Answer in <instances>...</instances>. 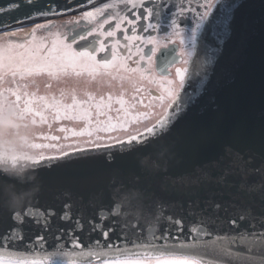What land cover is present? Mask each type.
Masks as SVG:
<instances>
[{
	"label": "snow or ice",
	"instance_id": "obj_1",
	"mask_svg": "<svg viewBox=\"0 0 264 264\" xmlns=\"http://www.w3.org/2000/svg\"><path fill=\"white\" fill-rule=\"evenodd\" d=\"M22 2L30 6L37 0ZM241 3L242 0H111L96 6V0H77L76 3L67 0L63 10L55 4L37 8L29 15L18 18L15 23L65 13L74 12L77 15L62 25L63 31L53 32L56 25L51 20L35 23L27 38L22 40L11 38L23 29L2 31V36L8 39L0 44V80L11 76L15 87L0 89V112L3 111L6 93L14 101L19 118H30L33 124L39 122L51 129L53 123L58 124L61 120H82L86 126L80 131L65 127H58L56 131L66 134L63 137L65 141L69 139L67 134L72 137H94L86 143L96 149L107 150L108 162L111 163L114 150L130 152L134 148L147 146L149 140L171 131L194 100L193 93L186 91L190 81L194 77L199 78L195 95H199V89L208 83L212 74L210 68L231 36L233 14ZM21 6V2L14 0L7 8L0 7V14ZM207 26H211L217 47H208L207 53L193 70L189 65L192 58L198 55L199 37ZM10 27V22L0 21V30ZM38 31L46 32L49 38H39ZM153 32L157 35H153ZM118 33L123 34L122 38ZM93 36L98 38L78 46L80 41ZM177 39L181 46L178 59L163 72L158 71L157 61L154 60L158 47L175 45ZM148 45L152 47L146 52L145 46ZM120 48L126 49V52H120ZM101 53L103 55H99ZM176 65L183 67H175L173 76L171 69ZM100 74L120 84L124 91L115 97L109 94L99 99L88 94L84 101L72 96L71 103H66L62 96L37 95L36 92L24 90V83L16 82L17 77L19 81H25L30 77L46 75L55 81L60 77L95 78ZM145 85L150 87L146 90ZM128 89L133 92L131 101L125 99ZM146 91L149 102L145 104L140 99V105L153 109L158 103L163 108L162 115L150 126L145 124L143 130L137 128L134 134L129 133L126 138L113 136L112 133L121 130L127 132L130 124L147 121L152 116L151 111H134L138 94ZM113 104L119 105L117 111L121 115L115 121L110 116L105 120L99 119L112 109ZM93 109L95 122L92 120ZM216 134L215 128L202 130L197 142H208ZM232 135H239L238 129H234ZM60 139L56 135L40 134L30 144V148L38 154L32 160L34 171L41 167L51 168L63 158L70 159L72 152L86 153V148L78 143L57 145L37 142ZM222 147L237 161L251 162V157L245 161L243 153L235 151L230 144H222ZM49 149H55L59 154L46 155L44 150ZM228 174L226 170L216 182L228 186L225 183ZM238 190L244 191L245 185L241 184ZM65 195L70 197L69 193ZM145 195L151 198L150 194ZM90 203L96 207L95 200ZM195 203L198 206L199 201ZM72 207L70 201L65 202L59 214V220L70 224L69 228L53 225V217L57 216L54 209L28 207L24 211L12 212L10 218L13 226L0 234V264H264V228L257 229L253 221L249 225L251 231H235L239 221L249 219L250 209L238 210V216L230 215L229 208L235 205L221 204L209 198L199 214L190 211L189 214L196 216V220L188 225L187 233H184L183 219L168 215L165 217L168 226L162 231L150 223L146 239L138 237L129 242L122 232V242L117 244L110 239V234L117 231L119 222L113 221L105 227L110 218L122 215L117 203L110 209L99 207L96 218L88 217L87 220L79 211L74 217ZM5 209L0 207V211ZM26 219H30L38 229L34 235H25L22 226ZM261 222L264 223V218H261ZM86 224L89 242L85 245L76 233L84 232ZM227 224L233 230L221 233L219 230ZM93 233H102L103 240H92ZM50 243L51 250L48 248Z\"/></svg>",
	"mask_w": 264,
	"mask_h": 264
},
{
	"label": "water",
	"instance_id": "obj_2",
	"mask_svg": "<svg viewBox=\"0 0 264 264\" xmlns=\"http://www.w3.org/2000/svg\"><path fill=\"white\" fill-rule=\"evenodd\" d=\"M12 2L14 0H0V7L7 8ZM17 2L22 3L20 8L0 14V21L11 24L10 28L0 30V33L43 19L15 23L37 8L55 4L63 10L67 0H37L30 6L23 4L22 0ZM76 2L73 0V3ZM233 16L231 36L210 68L212 74L208 83L199 89V95H195L199 78L194 77L190 81L186 91L193 93L194 100L169 133L151 139L147 146L130 152L114 150L111 163L108 162L107 150L96 149L86 142L78 143L86 148V153L72 152L70 159L63 158L51 168L35 170L39 191L20 211L28 207L54 209L57 216L53 217V225L69 228L70 224L59 220L65 202L72 203L74 217L79 211L87 220L88 217L96 218L99 207L110 209L127 197L129 203L121 208L122 215L105 223L108 227L113 221L119 222L120 227L110 234V239L119 244L123 239L122 232L129 242L138 237L146 239L150 223L162 231L168 226L165 221L168 215L183 219L184 233H187L188 225L196 220V216L189 214L190 211L199 214L205 207V201L211 198L221 204L235 205L229 208L230 215L238 216L240 209L251 210L249 219L239 221L235 231H251L249 225L253 221L257 229L264 228L261 222L264 218V0H242ZM211 33V26H207L199 37L198 55L192 58L191 69H195L208 47H217ZM212 128L217 130V134L210 141L197 142L202 130ZM234 129H238L239 135H232ZM135 131L113 136L126 138ZM225 143L243 153L245 161L251 157V162L237 161L234 155L227 154L222 147ZM44 151L46 155L59 154L55 149ZM226 170L229 172L225 181L228 186H222L216 181ZM0 181L15 183L6 178H0ZM193 181L199 183L194 184ZM241 184L245 185L244 191L238 190ZM28 187L16 185L17 189ZM65 193H69L70 197ZM93 200L96 207L91 206ZM197 200L198 206L195 203ZM130 210H139L141 214V221L136 223L138 227H129L122 220V216ZM11 213L7 209L0 211V234L13 226ZM221 215L224 213L221 212ZM22 227L26 236L38 231L30 219H26ZM232 230V226L227 224L219 231ZM87 231L86 224L84 232L76 233L85 245L89 242ZM91 239L103 240V235L93 233ZM51 247L50 243L49 250Z\"/></svg>",
	"mask_w": 264,
	"mask_h": 264
},
{
	"label": "clouds",
	"instance_id": "obj_3",
	"mask_svg": "<svg viewBox=\"0 0 264 264\" xmlns=\"http://www.w3.org/2000/svg\"><path fill=\"white\" fill-rule=\"evenodd\" d=\"M65 23L60 22L52 31H63L61 25ZM41 38L47 39L49 34ZM46 83L51 85L44 89L47 95L62 96L65 100L71 99L72 96L83 97L99 93L104 89L122 87L118 83H113L104 74L97 75L95 78L60 77L55 81L48 79ZM23 87L29 92H39L41 82L36 79L29 80L24 83ZM40 134L41 126L38 123L33 124L30 118L20 119L14 101L5 93L3 111L0 112V178H6L15 183L0 181V207L6 208L10 212H19L31 202L39 191L32 163L38 154L30 148V144ZM16 185H29L30 187L18 191ZM128 203L129 198L126 197L117 205L123 208ZM141 219L139 210H130L129 213L122 216V220L129 225H135Z\"/></svg>",
	"mask_w": 264,
	"mask_h": 264
},
{
	"label": "rangeland",
	"instance_id": "obj_4",
	"mask_svg": "<svg viewBox=\"0 0 264 264\" xmlns=\"http://www.w3.org/2000/svg\"><path fill=\"white\" fill-rule=\"evenodd\" d=\"M64 16L65 15L50 17V18H48V20H51L55 25H57V24H60V21L64 19L63 18ZM48 20L46 19V21H48ZM46 21H44V22H46ZM44 22H42V23H44ZM36 23H41V22L38 21ZM34 25H35V23L29 24L28 26H24V27L23 26L18 27L20 29H23V31H18L16 36L12 37L11 39H13V40H22V39L27 38L31 27H33ZM15 29H17V28H15ZM15 29H12V30H15ZM46 34L47 33L44 32V31H38L37 32V36L39 38H41L42 36H44ZM7 39H8L7 37H3L2 36V32H1L0 33V44H4ZM29 80H32V79L28 78L25 81H19V78L18 77L16 78V82H22V83H26ZM3 86H5V87L3 88ZM12 87H15V83L13 82V78L11 76H5L3 80H0V89L6 90V89H9V88H12ZM44 89L45 88H43V87L40 88V91L36 92L37 95H47L44 92ZM121 91H124V90L121 89V88L104 89L103 91H101L99 93H96V94H93V95L96 96L97 99H99L101 96H104L106 98L107 95H109V94H111V95H113L115 97ZM78 99L81 100V101H84V100H86V96H83V97H79L78 96ZM65 102L66 103H71V99L65 100ZM118 108H119V105L113 104L112 105V109L110 111H107L106 115L105 116H101L99 119L105 120V119H107L110 116V117H112L113 121H115L121 115L117 111ZM92 112H93L92 120H93V122H95V120H96L95 110L93 109ZM143 123H144V121H142V122H140L138 124H130L128 126V128H127V131L140 128L139 124L143 125ZM38 124H39V122H38ZM40 126H41V134L56 135V136H59L61 138L58 141H37V142H40V143H52V144H58V145L59 144H73L74 145V144H77V143L86 142L89 139H94V137L93 138H89V137H86V136L85 137H72L70 134H67V135H69V139L67 141H65L63 139V137L66 134L65 133H59L58 131H56V129L58 127L72 128V129H74L76 131H80L82 128H84L86 126L85 122L82 121V120H61L58 124L57 123H53L51 129H49L47 127V125H40ZM122 132H125V131H122V130L121 131H117L116 133H112V135L118 134V133H122ZM99 135L104 136L105 134L104 133H100Z\"/></svg>",
	"mask_w": 264,
	"mask_h": 264
},
{
	"label": "flooded vegetation",
	"instance_id": "obj_5",
	"mask_svg": "<svg viewBox=\"0 0 264 264\" xmlns=\"http://www.w3.org/2000/svg\"><path fill=\"white\" fill-rule=\"evenodd\" d=\"M108 2H111V0H97L96 1V6H100L102 3H108ZM91 8H92V6L90 5L89 6V10H91ZM62 15H65V16L63 17L64 19L61 20L60 22H66L67 20L71 19L73 16L77 15V13H74V12L73 13H65V14H62ZM62 25H61V27H62ZM112 26H114V24ZM105 27L107 28L108 26L106 25ZM80 30H82V29H78V31H80ZM152 34L153 35H157V33H155V32H153ZM118 36H120L122 38L123 34L122 33H118ZM97 38L98 37H96V36L89 37L88 40H86V41H80L78 46H84L87 43H89L90 41H92L94 39H97ZM124 43H127V42L125 41ZM151 47H152V45L145 46V51L147 52ZM180 47L181 46L179 45L178 39H177V42H176L175 45H171L170 44L166 48L162 47V46L158 47V50H157L156 55L154 57V60L157 61L156 62V68H157L158 71L163 72L171 63H173L176 59H178V51H180ZM119 51L124 53V52H126V49L120 48ZM99 55H103V54L101 53ZM134 59H135V57H134ZM175 67H183V65H176V66H174L171 69V72H172L173 76H174V73H175ZM148 87H150V86L145 85L146 90H147ZM152 90L156 91L155 89H152ZM132 95H133L132 90L128 89L127 92H126V95H125V99H128L129 101H131V96ZM140 99H143L145 104H147L149 102L148 101V97H147V91L145 93L138 94L137 102H136V108L134 109V111L135 112H138V111L139 112L151 111L152 112V116L147 121H144V123H143V125L147 124V125L150 126L152 123L155 122V120L160 115H162L163 108L158 103L156 104V106L153 109L144 108L139 103ZM160 110H162L161 111L162 113L158 114V112ZM143 125L139 124V127L140 128L141 127L144 128ZM141 130H143V129H141Z\"/></svg>",
	"mask_w": 264,
	"mask_h": 264
},
{
	"label": "bare ground",
	"instance_id": "obj_6",
	"mask_svg": "<svg viewBox=\"0 0 264 264\" xmlns=\"http://www.w3.org/2000/svg\"><path fill=\"white\" fill-rule=\"evenodd\" d=\"M54 17V16H53ZM46 19L48 20V18H43V19H41L40 20V22L42 23V22H44V21H46ZM23 25H25V24H23ZM23 25H21V26H23ZM30 79H36V80H38V81H40L41 82V88L43 87V88H46L47 87V83H46V81H48V77L47 76H45V75H40V76H34V77H30ZM18 83H22V82H18ZM5 86H3V88H4Z\"/></svg>",
	"mask_w": 264,
	"mask_h": 264
}]
</instances>
